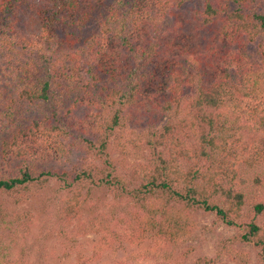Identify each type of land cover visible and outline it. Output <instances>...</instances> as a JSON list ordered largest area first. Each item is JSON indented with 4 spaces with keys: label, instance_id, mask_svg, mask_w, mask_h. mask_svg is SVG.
I'll return each mask as SVG.
<instances>
[{
    "label": "trees",
    "instance_id": "16d2710c",
    "mask_svg": "<svg viewBox=\"0 0 264 264\" xmlns=\"http://www.w3.org/2000/svg\"><path fill=\"white\" fill-rule=\"evenodd\" d=\"M52 180L67 220L96 188L132 202L113 264L171 256L195 209L238 232L189 264H264V0H0V193Z\"/></svg>",
    "mask_w": 264,
    "mask_h": 264
},
{
    "label": "rangeland",
    "instance_id": "374dc122",
    "mask_svg": "<svg viewBox=\"0 0 264 264\" xmlns=\"http://www.w3.org/2000/svg\"><path fill=\"white\" fill-rule=\"evenodd\" d=\"M71 141L74 139H67L68 144ZM82 148L74 151L72 159L79 168L92 163L97 179L101 173L100 161L94 159L93 154L83 153L87 148ZM110 152L117 163V172H123L118 161L121 155L112 146ZM148 153V149L135 151L128 156V160L132 164L148 162ZM87 189L85 185L83 196H88ZM66 193L56 180L50 181L42 190L32 193L27 201L19 204L0 193V264H113L115 254L123 257L128 253V248H119L112 254L113 247L119 242L114 237V230L126 227L127 218L133 215L132 209L135 210L127 197L115 198L110 190L96 188L88 196L89 202L81 215L67 220L61 215ZM193 213L197 225L192 235L181 241L172 250L171 256L167 249L170 244L159 246V259L147 264H189L198 257H213L218 253V243L238 232V228L216 221L213 213L203 209H195ZM104 238L106 243L103 242ZM238 245L250 253L251 261L248 264H260L259 248L248 243ZM129 246V249H133ZM217 264L236 263L223 255Z\"/></svg>",
    "mask_w": 264,
    "mask_h": 264
}]
</instances>
